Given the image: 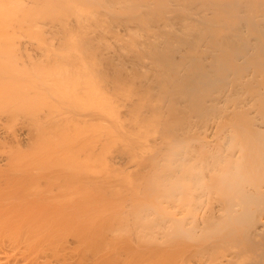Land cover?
<instances>
[{"label": "bare ground", "instance_id": "obj_1", "mask_svg": "<svg viewBox=\"0 0 264 264\" xmlns=\"http://www.w3.org/2000/svg\"><path fill=\"white\" fill-rule=\"evenodd\" d=\"M0 264H264V0H0Z\"/></svg>", "mask_w": 264, "mask_h": 264}]
</instances>
